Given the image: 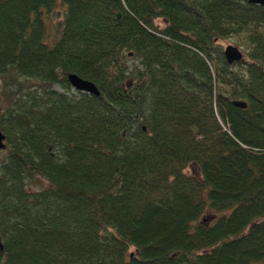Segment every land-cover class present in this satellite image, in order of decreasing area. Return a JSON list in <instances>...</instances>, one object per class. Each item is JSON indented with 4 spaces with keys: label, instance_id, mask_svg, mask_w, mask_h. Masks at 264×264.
Here are the masks:
<instances>
[{
    "label": "trees",
    "instance_id": "trees-1",
    "mask_svg": "<svg viewBox=\"0 0 264 264\" xmlns=\"http://www.w3.org/2000/svg\"><path fill=\"white\" fill-rule=\"evenodd\" d=\"M10 69L32 83L0 102V264H264V7L0 0Z\"/></svg>",
    "mask_w": 264,
    "mask_h": 264
},
{
    "label": "rangeland",
    "instance_id": "rangeland-1",
    "mask_svg": "<svg viewBox=\"0 0 264 264\" xmlns=\"http://www.w3.org/2000/svg\"><path fill=\"white\" fill-rule=\"evenodd\" d=\"M62 21H63V9L61 7L57 8L54 11V13L45 17V42L49 46L54 45V43L58 40L61 32ZM155 24L159 28H163L165 26V22L163 20H156ZM217 44L222 50H224L228 46L236 47L244 54L245 57L246 41L244 35L233 36L224 40H218ZM246 61L247 59L245 57L244 62ZM136 63L137 62L134 60H129L128 62L129 66H134ZM31 83H32L31 81H26L23 77L18 76L14 70L10 69V71L6 75L0 77V102L6 101L10 97L9 94L14 92L19 84L25 85ZM55 89L60 91L59 87H55ZM4 145L6 146L5 140H4ZM4 150H0V159H2L5 155ZM187 173L199 175V170L195 165H191L188 168ZM41 181L43 182V180ZM43 183L45 184V182ZM132 252L133 249H130L129 254H131Z\"/></svg>",
    "mask_w": 264,
    "mask_h": 264
},
{
    "label": "water",
    "instance_id": "water-1",
    "mask_svg": "<svg viewBox=\"0 0 264 264\" xmlns=\"http://www.w3.org/2000/svg\"><path fill=\"white\" fill-rule=\"evenodd\" d=\"M250 5H257L264 7V0H246ZM224 58L229 65L244 62L243 53L236 47L228 46L223 50ZM70 86L79 92L87 93L89 95L99 96V91L96 86L86 80L79 78L74 74H69L67 76ZM232 105L241 109L246 108V103L240 100H235ZM5 136L0 132V150H4L6 146L4 145ZM0 250L3 251V246L0 243Z\"/></svg>",
    "mask_w": 264,
    "mask_h": 264
}]
</instances>
